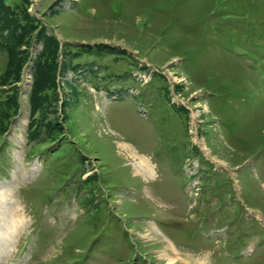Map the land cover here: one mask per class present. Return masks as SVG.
Here are the masks:
<instances>
[{"label":"rangeland","instance_id":"1","mask_svg":"<svg viewBox=\"0 0 264 264\" xmlns=\"http://www.w3.org/2000/svg\"><path fill=\"white\" fill-rule=\"evenodd\" d=\"M0 229V264H264V0H0Z\"/></svg>","mask_w":264,"mask_h":264},{"label":"bare ground","instance_id":"2","mask_svg":"<svg viewBox=\"0 0 264 264\" xmlns=\"http://www.w3.org/2000/svg\"><path fill=\"white\" fill-rule=\"evenodd\" d=\"M137 167L139 168V172L144 173V175L145 174L149 175V173H151L152 167L150 166V164L147 161H145L143 159L138 161ZM13 207H14V205H13ZM22 223H24L23 214H22L21 210L19 209V207L17 206V209H15L13 212L10 211V215L5 220L6 228H5V231H3L1 233L2 237L3 238L5 237V240L12 241L14 235L16 236V234L19 233L20 224H22ZM170 254H172L171 255L172 258H168V259L171 263L182 262L176 252L171 251ZM168 256L169 255H167V257ZM185 264H187V263H185ZM188 264H190V263L188 262Z\"/></svg>","mask_w":264,"mask_h":264}]
</instances>
